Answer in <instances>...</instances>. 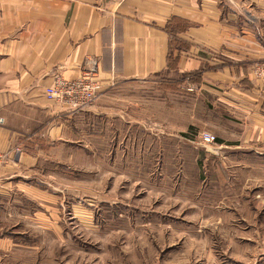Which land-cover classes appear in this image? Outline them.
I'll return each instance as SVG.
<instances>
[{
	"label": "rangeland",
	"instance_id": "374dc122",
	"mask_svg": "<svg viewBox=\"0 0 264 264\" xmlns=\"http://www.w3.org/2000/svg\"><path fill=\"white\" fill-rule=\"evenodd\" d=\"M239 1L264 15V0ZM188 90L167 71L102 84L92 104L110 116H97L92 143L48 153L46 196L0 211L30 235L18 264H264V156L220 144Z\"/></svg>",
	"mask_w": 264,
	"mask_h": 264
},
{
	"label": "crops",
	"instance_id": "0c3cea01",
	"mask_svg": "<svg viewBox=\"0 0 264 264\" xmlns=\"http://www.w3.org/2000/svg\"><path fill=\"white\" fill-rule=\"evenodd\" d=\"M262 47L264 15L239 0H0V211L45 197L41 159L92 143L97 116H110L93 104L74 112L46 93L92 56L103 86L181 76L218 121L220 144L264 156V80L253 66ZM4 225L0 217V264H18L30 235Z\"/></svg>",
	"mask_w": 264,
	"mask_h": 264
},
{
	"label": "built area",
	"instance_id": "2783aa9c",
	"mask_svg": "<svg viewBox=\"0 0 264 264\" xmlns=\"http://www.w3.org/2000/svg\"><path fill=\"white\" fill-rule=\"evenodd\" d=\"M258 77H264V66H257ZM102 86L100 80V63L97 57H88L83 65L81 73L72 80L57 78L55 83L46 89L48 98L61 101L68 109L76 112L87 108L96 99ZM193 84L188 85V89L193 90ZM204 143H213L216 135L210 131L201 134ZM5 153L0 150V161Z\"/></svg>",
	"mask_w": 264,
	"mask_h": 264
}]
</instances>
